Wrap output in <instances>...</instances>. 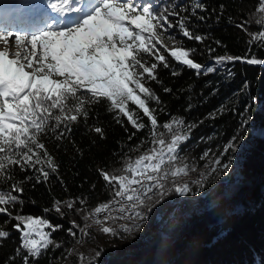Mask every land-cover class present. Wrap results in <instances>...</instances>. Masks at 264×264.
<instances>
[{
    "label": "snow or ice",
    "instance_id": "obj_1",
    "mask_svg": "<svg viewBox=\"0 0 264 264\" xmlns=\"http://www.w3.org/2000/svg\"><path fill=\"white\" fill-rule=\"evenodd\" d=\"M47 6L57 16L50 17V22L38 31L30 34L0 31V177L5 181L14 180L12 166H19L20 171L36 169L39 173L35 177L36 183L42 182L41 177L47 182L50 173L43 166L46 164L59 179V165L41 142V137L52 133L56 141L67 139L72 125L81 118L87 125L94 106L101 102H107V111L116 113L114 118L118 123L122 115L137 131L144 129L146 125L138 122L141 118L129 108L131 102L148 118L153 146L134 159L127 157L121 168L111 172L98 170L111 190V199L90 210L84 207L87 198L54 199L52 209H44V212L54 209L61 218L65 216L63 208L78 214L84 212L83 226L75 220L70 222L67 232L72 237H78V232L81 236H90L94 225L107 236L130 234L140 229L154 204L173 190L166 188L169 176L175 178L189 173V165L183 163L179 153L181 145L190 139L192 125L174 118L162 124L167 135L158 131L161 125L154 114L156 109L150 108L149 101L155 100L159 104L160 99L146 86V81L157 80L158 66L170 67L168 56L178 64L194 69L198 75L214 72V67L195 62L191 57L196 50L176 41L169 30L178 28L184 37L201 43L204 37L190 30L188 17L181 15L187 9L178 11L176 5H163L156 10L153 4H141L137 0H48ZM197 9L203 11L205 6L195 2L192 5L194 15ZM256 11L261 14L255 21L261 30L250 33V44L256 40L264 41V0H258ZM173 16L178 17L175 22L170 19ZM237 26L244 28V24ZM165 39L173 41L171 49L164 44ZM241 59L253 65L264 63L255 57L227 55L217 57L216 63ZM172 74L177 75V72ZM164 91L172 90L165 88ZM90 130L104 138L102 127L92 126ZM234 147V143L229 142L223 152ZM207 155L205 152L204 156ZM213 163L224 170L230 167V163L221 165L219 158ZM37 165L41 167L36 168ZM21 184L12 183L11 191L0 190V213L9 218L5 224L15 220L13 228L20 233V245L9 261L20 257L22 264H33L50 245L61 247L52 239V233L62 229L63 225L52 224L41 216L13 215L9 206L19 198L12 192L22 193ZM174 191L184 195L191 188L185 182L174 184ZM77 203L81 207L77 208ZM117 221L125 223L117 225ZM45 228L50 231H44ZM10 235L8 230L0 227V241ZM81 242L77 238V243ZM102 251L95 250L92 257L78 253L79 264H98ZM72 252L69 250L68 254Z\"/></svg>",
    "mask_w": 264,
    "mask_h": 264
},
{
    "label": "trees",
    "instance_id": "obj_2",
    "mask_svg": "<svg viewBox=\"0 0 264 264\" xmlns=\"http://www.w3.org/2000/svg\"><path fill=\"white\" fill-rule=\"evenodd\" d=\"M140 2L153 4L156 10L163 5H176L178 11L186 8L187 11L181 12V15L188 17L190 30L202 35L204 40L201 43L181 38L183 45L196 50L191 57L195 62L215 68L212 73L198 75L194 69L178 64L165 53L170 67L158 66L157 80L146 81V86L160 99L159 104L155 100L149 101L150 108L156 109L154 114L161 125L158 131H165L162 124L174 118L192 125L190 139L181 145L182 151L179 153L183 163L189 167L196 163L197 168L205 152L211 159H217L239 148L240 180L251 179L253 184L246 187L242 182L230 196L218 197L215 205L202 215L185 218L181 221L185 222L166 238L149 230L154 231L156 225L153 221L164 214L163 209L157 206H164L165 201L157 203L142 224L152 234L147 244L125 254L119 245L114 244L117 239L113 236L108 246L101 241H92L95 248L99 244L104 248L98 264H264V63L253 65L243 59L216 63L217 57L226 55L255 57L264 61V41L249 43L252 39L250 33L261 30V26L255 22L261 15L256 11L258 0ZM195 2L202 3L205 10L197 9L194 15L192 5ZM199 16L205 19L199 20ZM245 21L248 23L245 24ZM240 24H244V28L237 26ZM173 71L177 75H173ZM165 88L172 91L165 92ZM129 108L141 118L138 122L146 125L144 129L137 131L122 115L118 123L114 118L116 113L107 111V102H101L94 106L87 125L82 118L72 125L67 139L56 141L52 133L41 137V142L45 143L54 162L59 165V179L46 164L43 166L50 173L47 182H43L41 177L42 182L36 183L35 177L39 175L36 169L20 171L19 166H12L14 180L5 181L0 177V190L3 191H11L12 183L22 182L24 191L12 192L19 198L18 202L9 206L13 215L41 216L52 224L63 225L62 229L52 233V239L61 247L50 245L49 250L33 264H62L77 238L81 237L79 232L78 237H72L67 229L71 227L72 220L83 226L84 212L78 214L63 208L64 218L54 209L44 212L45 208L52 209L54 199L67 201L76 197L87 198L85 210L106 202L111 199V190L98 170L111 172L121 168L127 157L134 159L150 148L148 118L131 102ZM92 126L104 129L103 139L90 130ZM254 129L259 130L260 135H251L250 130ZM129 136L132 138L129 139ZM242 140L249 141V144L238 143ZM229 142L234 143L235 147L224 153L223 149ZM57 144L61 146L57 147ZM39 167L41 165L36 166ZM27 176L33 178L25 179ZM166 188L173 189L167 195L175 194L169 181ZM76 207L81 205L77 203ZM8 219V216L0 213V227L11 233L10 238L0 241V264H22L20 257L9 261L20 245V233L13 228L15 220L4 223ZM44 231L50 229L45 228ZM93 234L91 231L90 235ZM95 235L98 239L102 238L97 232ZM68 260L66 264H77L76 255Z\"/></svg>",
    "mask_w": 264,
    "mask_h": 264
},
{
    "label": "rangeland",
    "instance_id": "obj_3",
    "mask_svg": "<svg viewBox=\"0 0 264 264\" xmlns=\"http://www.w3.org/2000/svg\"><path fill=\"white\" fill-rule=\"evenodd\" d=\"M139 1L140 0H137V2ZM140 3L144 4L142 2ZM47 4L48 0H0V7L4 5L3 7H9L10 9L15 10L14 12H12V14L7 13L6 17H4V15H6L3 14L4 12H0V22H2L0 24V31H21L27 32L29 34L34 31H38L44 26L45 23L50 22V17L57 16V14L54 13L47 6ZM18 13H21V15L24 16L23 21H16L17 23L14 21V25H8V22H4L7 17L16 18ZM29 13H38L39 15L42 13L45 14V16L43 17V19L39 18L36 25H31L29 22L31 21L29 17L27 21H25V17L29 16ZM170 19L175 22L178 17L173 16L170 17ZM169 34L173 35L176 41H180L182 43L184 42L181 38L188 39L180 33L178 28L169 30ZM164 44L169 49L173 47V41L171 40L165 39ZM163 132L166 133V130ZM260 133L261 132L259 130H250L251 135H260ZM238 143L245 145L249 144V141L242 140ZM152 146L153 145H150V147ZM237 150H239V148L236 149L233 153L229 155L227 154L223 158H219L221 161V165L224 163H230V167L228 170H224L221 166L215 165L213 163L215 159H211V157L204 156L203 154L202 157L204 158L199 160L200 163L197 165V168L196 163L189 167V173L187 176L181 175L175 178L169 176L168 181L170 185L174 187V184H183L187 182L191 188V191L184 195H181L177 192H175V194L173 195L166 194L165 197L160 200L159 203L165 201V205H158L157 207L163 209L164 214L162 217H160V219H155L153 221V224L156 226L154 231L149 229L150 231H152V234L159 235L161 238H166L174 230H177V227L181 226L185 222H181L185 218H189L191 217V215H202L205 211L209 210L215 205V201L218 197L222 196L226 198L230 196L235 188L242 182L246 184V187L252 185L253 183H251V179L250 181L240 180L241 178L238 172L239 155H237ZM193 168L195 169L194 171L192 170ZM213 168H216L215 172L212 171ZM197 180H199L200 183H195V181ZM201 184L203 185V187H201ZM156 204L157 203H155L154 206ZM91 231L94 232L93 236H81L80 239L82 242H76V244H74V246L70 249L73 250L72 254H68L62 264H66L67 261L69 262L68 258L75 255L77 258V264H79L78 253H84L86 256L92 257L94 256L95 250L104 249L103 246H100V244L97 246L98 248H95L94 244H92V241L104 242L105 246H108L112 241V236H107L104 234L101 235L98 231L97 226L95 225L93 226ZM150 231L147 232V230L145 229V225H141L140 229L134 230L130 234L122 233L120 236L115 237V239L117 240L114 242V244L119 245V247L122 248L121 250H124L125 254L132 253V251L141 249L147 244L149 238L152 236ZM95 232H97L98 235H101L102 238L100 237L98 239L95 235ZM131 237L134 238L132 240H129Z\"/></svg>",
    "mask_w": 264,
    "mask_h": 264
},
{
    "label": "bare ground",
    "instance_id": "obj_4",
    "mask_svg": "<svg viewBox=\"0 0 264 264\" xmlns=\"http://www.w3.org/2000/svg\"><path fill=\"white\" fill-rule=\"evenodd\" d=\"M4 6V5H3ZM3 6H1L0 7V12L1 13H3V14H6V15H4V17H6L7 16V13L8 14H12V12H14L15 10L14 9H10L9 7H3ZM18 12V11H17ZM45 16V14H38V13H29V16H27V17H25V21H27V19H28V17L30 18V20L31 21H29L30 22V24L31 25H36V23H37V20L39 19V18H41V19H43V17ZM24 16L23 15H21V13H18L17 14V16H16V18H13V17H7L5 20H4V22H8V25H14L15 24V22L17 21V22H21V21H23L24 19ZM15 21V22H14ZM16 22V23H17ZM2 22H0V24H1ZM106 201H108V200H106ZM117 223L118 224H121V223H125V221H117Z\"/></svg>",
    "mask_w": 264,
    "mask_h": 264
}]
</instances>
